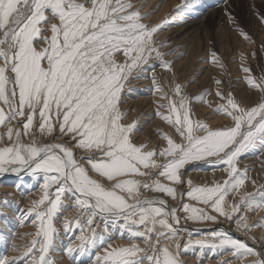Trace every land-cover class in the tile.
Returning <instances> with one entry per match:
<instances>
[{
    "label": "snow or ice",
    "instance_id": "obj_1",
    "mask_svg": "<svg viewBox=\"0 0 264 264\" xmlns=\"http://www.w3.org/2000/svg\"><path fill=\"white\" fill-rule=\"evenodd\" d=\"M144 19L147 17L141 16L131 0H0V127L6 129L0 131V175L43 174L44 197L37 208L49 199L48 189L58 185L50 206L37 212L41 227L38 235L43 244L39 258L31 250L26 254L31 256L32 264H47L44 254L52 247L56 232L53 217L65 193L77 206H86L91 217L107 214L117 220L123 218L129 230L136 225L146 227V231H134L132 235L149 243L150 254L138 256L146 249L137 246L109 245L103 257H96L98 261L181 264L177 255L181 246L177 244L174 253L161 242L165 234L156 232L157 225L168 233L176 231L169 218L179 223L177 209H166L167 201L163 199L136 197L141 187L154 188L173 199L178 194L183 197L184 193L155 177L182 183L181 169L193 161L223 165L228 178L212 186H191L188 181L187 197L204 206L183 204L182 210L190 213L188 218L216 222L218 216H223L243 231L264 227V220L250 225L247 215L249 210L264 209V186L239 195L248 176L247 169L238 168L242 154L257 140L264 143V98L252 106H242L230 93L225 96L218 91L217 95L226 102L218 106L217 112L230 117L233 123L213 129L207 123L193 122L187 95L172 100L157 85L156 90L169 101L160 105L167 108L168 114L158 115L175 128L179 142L164 134L168 146L157 152L146 150L147 145L132 139L136 122L124 123L127 114L121 112L126 81L133 70H148L145 65L149 69L160 66L171 70L153 39L161 26H150L143 23ZM260 19L264 22V15ZM231 22L242 36L251 39L234 17ZM150 59L160 63L149 65ZM242 70L248 74L243 78L247 84L264 94V78L258 81L250 75L249 67ZM174 91L180 93L181 86L177 84ZM57 132L60 139L67 138L63 143L24 140L37 133L47 137ZM78 151L91 155L78 157ZM157 156L164 158L163 164L157 163ZM152 169L157 171L151 182L135 178L149 176ZM230 194L239 195V200L228 205L226 197ZM129 199L136 203H128ZM92 222L91 218L87 220L88 224ZM153 233L154 240L150 239ZM81 240L93 245L97 242L94 236H82ZM100 240L103 242V238ZM220 245L229 246L235 254L233 259L252 257L249 264H264V249L251 247L246 241L221 233ZM67 251L71 253L73 249ZM0 264L19 262L5 254L0 256Z\"/></svg>",
    "mask_w": 264,
    "mask_h": 264
},
{
    "label": "rangeland",
    "instance_id": "obj_2",
    "mask_svg": "<svg viewBox=\"0 0 264 264\" xmlns=\"http://www.w3.org/2000/svg\"><path fill=\"white\" fill-rule=\"evenodd\" d=\"M131 2L140 10L142 17L148 16L143 20V23L150 26H161L154 34L153 39L159 51L165 54L164 59L171 65V70L160 66L149 69L148 65L144 66L148 70L142 71L137 68L133 70L125 83L121 96V112L127 114L124 123L136 122L137 130L132 135L134 142L147 145L146 150L148 151L156 150L157 152L168 146L164 134L179 142L175 128L158 115V113L168 114L167 108L160 107V105H166L169 101L162 98V93L156 90L157 85L172 100L178 101L181 96L187 95L189 115L193 122L207 123L213 129L228 127L233 123L230 117L217 112L218 106L226 102L217 95L218 91L225 96L230 93L242 106H252L264 98V94L259 90L252 89L243 79L248 74L242 70L243 67H249L250 75L258 81L264 78V22L260 19V16L264 15V0H178V3L175 0H131ZM219 11L223 17H218ZM226 13H230L231 17ZM233 17H235L239 28H242L251 38L250 40L242 36L239 29L232 24L231 18ZM199 26L205 27L201 29ZM213 53L216 54L215 57H213ZM159 63L155 59H150L148 62L149 65H158ZM153 76H155V82ZM217 80L221 83L217 84ZM177 84L181 86L180 93L174 91ZM197 97H202V99L198 100ZM12 123L13 126H17L15 121ZM0 131H6V129L0 127ZM59 137L58 132L47 137L37 133L36 137L26 136L24 140L26 143L31 142L34 138L43 143H63L67 139ZM88 155L91 153L77 152L78 157L86 158ZM157 159V163H164L163 157L157 156ZM263 165L264 143L257 140L254 146L242 154L238 161V168L241 171L247 169L248 176L244 188L239 190V195L245 191L256 192L261 189V186H264ZM222 169L223 165L214 166L208 160L193 161L181 169L183 182L176 186L178 193L185 194L183 197L178 194L173 199L166 193L160 194L154 188L143 187L136 197V200L151 198L155 200L158 196L165 195L166 198H170L174 202L173 206L172 203H167L169 206L166 209H177L176 216L179 217V223H175L171 218L169 220L174 221V228L178 231H175L174 234L168 233L166 229H161L157 225L156 232L165 234L161 237V242L167 244L169 249H175L177 244L181 246L177 255L181 257L183 264H224L225 261H231L232 264H249L253 259L252 257L233 259L235 254L229 250V246L220 245L221 233H227L232 238L239 237L238 239L244 241L236 231L233 233L236 225L232 221L223 216H218L216 222L196 221L188 218L190 213H185L182 210L183 204L204 207L199 202L187 197L186 193L190 190L187 180H191V186H212L214 183L223 182L228 178L227 173ZM156 171V169H152L149 176L135 178L142 182H151ZM38 177L22 173L14 178L0 180V256L6 254L9 259L15 258L19 264H32L31 256L26 255L30 253V250L36 258L40 257L39 248L43 244V238L38 235L41 227L37 212L46 211L55 199L58 187V185H53L49 188V199L37 208L36 204L44 197L43 174ZM155 178L160 182L166 179L159 176ZM239 195L230 194L226 197L228 205L239 200ZM61 201V206L53 217V226L56 232L53 234L52 247L44 254L47 264H105L103 260L98 261L96 257H103L104 249L109 245L113 248L137 246L146 249L145 252L138 253V256L150 254L149 243H145L143 238L132 235L134 231H146L145 225H136L128 230L123 218L117 220L107 214L91 217L87 207L77 206L75 200L68 193L62 196ZM128 202L136 203L132 199H129ZM211 214L217 215L214 212ZM247 215L250 225L257 224L264 220V209L249 210ZM89 218L93 221L91 224L87 223ZM77 221L80 227H77ZM185 221L186 225L197 228L181 229L179 225L181 226ZM227 223H231L230 229L224 227ZM65 224L69 229L65 228ZM150 226L149 224L148 227ZM179 230H183L184 233ZM232 230L233 232H231ZM242 233L247 236L249 246L258 250L264 249V227H253L250 231H242ZM181 234H183V238H181ZM82 236L85 238L94 236L97 242L95 245L90 242H82ZM178 236L182 240H179ZM155 237L156 233L150 234V239L154 240ZM198 237L201 238L198 239ZM100 238H103V242ZM34 241L37 242L35 246H33ZM82 245L83 251H81ZM68 248L73 251L69 253Z\"/></svg>",
    "mask_w": 264,
    "mask_h": 264
},
{
    "label": "bare ground",
    "instance_id": "obj_3",
    "mask_svg": "<svg viewBox=\"0 0 264 264\" xmlns=\"http://www.w3.org/2000/svg\"><path fill=\"white\" fill-rule=\"evenodd\" d=\"M178 0H175V2H177ZM188 1V0H187ZM174 2V3H175ZM196 2V1H195ZM178 3V2H177ZM167 4V3H166ZM211 4V3H210ZM216 4V3H215ZM189 5V4H188ZM198 5V4H197ZM213 5V4H212ZM183 6V5H182ZM191 6V5H190ZM216 6V5H215ZM255 6V5H254ZM258 8V7H257ZM164 9H166V8H164ZM198 9V8H197ZM205 10V9H204ZM198 12V11H197ZM249 12L251 13V11L249 10ZM256 12V11H255ZM249 13V14H250ZM247 14H248V12H247ZM192 15V14H191ZM251 16V15H250ZM250 16H249V18H250ZM145 17V16H144ZM148 17V16H147ZM218 17L220 18V17H223V15L220 13V11H219V14H218ZM236 17V16H235ZM234 17V18H235ZM246 17V16H245ZM248 17V16H247ZM258 18V17H257ZM251 19V18H250ZM194 20V19H193ZM249 20V19H248ZM194 22V21H193ZM202 25H204L203 23H202ZM198 26V25H197ZM223 26V25H222ZM254 26V25H253ZM201 29H203V27H205V26H199ZM223 29V28H222ZM221 29V30H222ZM227 30H228V28H226ZM225 29V30H226ZM196 30V29H195ZM194 30V31H195ZM211 30V29H210ZM218 30V29H217ZM160 31V30H159ZM232 31V30H231ZM231 31H230V34H231ZM233 32V31H232ZM212 33V32H211ZM216 33V32H215ZM220 33V32H219ZM222 33V32H221ZM228 33V32H227ZM229 34V33H228ZM212 35V34H211ZM217 35H219V34H217ZM233 35H234V33H233ZM193 36V35H192ZM210 37V36H209ZM217 37V36H216ZM226 37V36H225ZM222 38V37H221ZM225 39V38H224ZM233 39V38H232ZM219 40H220V38H219ZM160 41V40H159ZM235 41V40H234ZM217 43V42H216ZM226 47V46H225ZM227 49H228V46H227ZM224 53V52H223ZM203 58V57H202ZM194 60V59H193ZM195 61V60H194ZM171 75V74H170ZM148 78V77H147ZM150 82V81H149ZM148 84V83H147ZM139 85V84H138ZM196 92V91H195ZM248 93V92H247ZM256 93V92H255ZM152 94V93H151ZM141 95V94H140ZM139 96V95H138ZM243 98V97H242ZM145 101V100H144ZM136 102V101H135ZM140 102V101H139ZM137 103V102H136ZM141 104V103H140ZM140 104H139V106H140ZM144 105V104H143ZM142 105V106H143ZM146 106V105H145ZM133 107V106H132ZM135 107V106H134ZM137 108V107H136ZM139 108V107H138ZM147 108V107H146ZM132 110V109H131ZM149 110V109H148ZM143 111V110H142ZM217 116V115H216ZM220 118V117H219ZM152 119V118H151ZM215 119V118H214ZM221 119V118H220ZM219 119V120H220ZM213 120V119H212ZM217 121V120H216ZM150 123V122H149ZM139 127V126H138ZM137 130V129H136ZM139 130V129H138ZM141 130V129H140ZM148 135V134H147ZM144 140V139H143ZM52 143H56V142H52ZM157 159V158H156ZM159 159V158H158ZM158 159H157V161H158ZM160 161V160H159ZM264 166V165H263ZM7 173H4V174H2V175H0V180L1 179H6L7 178ZM31 175V174H30ZM20 178V177H19ZM39 178V177H38ZM189 178H190V176H189ZM193 178V177H192ZM11 180V179H10ZM37 180V179H36ZM189 181H191V180H189ZM187 182H188V180H187ZM162 183H165V184H168L169 186H171V187H174V188H176V186H177V184H171V183H173V182H170V181H168L167 179H165V180H162ZM33 184V183H32ZM187 184V183H186ZM192 184V183H191ZM15 186V185H14ZM19 186V185H18ZM34 186V185H33ZM57 186V185H56ZM186 186V185H185ZM187 187V186H186ZM188 188L190 189V186H189V184H188ZM39 190V189H38ZM14 192V191H13ZM35 193V192H34ZM161 194V193H160ZM24 196V195H23ZM27 197H30V196H27ZM53 199V198H52ZM154 199V198H153ZM152 198L150 199V200H153ZM159 199H163V200H165V201H167V203H172V206L174 205L173 203L174 202H172V200L170 199V198H166V196L164 195V196H158L157 198H155V200H159ZM169 199V200H168ZM133 202H136V201H134L133 200ZM129 203V202H128ZM130 203H132V202H130ZM27 204V203H26ZM132 204H134V203H132ZM45 206V205H44ZM168 206L169 205H166V208H168ZM171 206V205H170ZM171 206V207H172ZM178 207V206H177ZM12 209V208H11ZM32 209V208H31ZM46 209V208H45ZM78 209V208H77ZM65 210V209H64ZM13 212V211H12ZM76 212V211H75ZM74 212V213H75ZM33 213V212H32ZM189 214V213H188ZM216 214V213H215ZM17 215V214H16ZM103 215H105V214H103ZM19 216V215H18ZM83 216V215H82ZM190 216V215H189ZM186 218V217H185ZM218 218V217H217ZM71 219V218H70ZM69 219V220H70ZM171 220H169V223H173L172 221L170 222ZM182 221V220H181ZM184 221V220H183ZM218 221V220H217ZM230 221V220H229ZM119 222V221H118ZM188 222V221H187ZM195 222V221H194ZM189 223V222H188ZM204 223V222H203ZM174 224V223H173ZM221 225V224H220ZM229 225H231V223H227L226 224V226H224L225 228H228L229 227ZM98 226V225H97ZM15 227V226H14ZM176 227V226H175ZM179 227H181V229H194V228H197V227H194V226H189L188 224L186 225V221H185V223H183L181 226L179 225ZM223 227V228H224ZM234 227V226H233ZM13 228V227H12ZM63 228V227H62ZM201 228V227H200ZM224 228V229H225ZM28 229V228H27ZM69 229V228H68ZM137 229V228H136ZM176 229V228H175ZM229 229H230V227H229ZM232 229V228H231ZM36 230V229H35ZM129 230V229H128ZM199 230V229H198ZM233 230H234V232H233ZM231 232H233V233H235V231H236V233H238V235H240V237L241 238H243L244 239V241H246L247 243H248V245H249V242L247 241V236H245L244 235V233H242V231L240 230H238L237 229V227H234V229H233ZM22 231H23V229H22ZM176 231H178V229H176ZM179 231H181V232H183V230H179ZM238 231V232H237ZM29 232V231H28ZM73 232V231H72ZM187 232V231H186ZM105 233V232H104ZM178 233V232H177ZM184 233V232H183ZM63 234V233H62ZM174 234V233H173ZM204 234V233H203ZM211 234V233H210ZM64 235V234H63ZM112 236V235H111ZM117 236V235H116ZM122 236V235H121ZM124 236V235H123ZM192 236V235H191ZM190 236V237H191ZM209 236H211V235H209ZM24 237V236H23ZM184 236H183V234H181V238H183ZM189 237V238H190ZM107 238V237H106ZM114 238V237H113ZM178 238H179V240H182L179 236H178ZM186 238V237H185ZM201 237H198V239H200ZM203 238V237H202ZM239 238V237H238ZM238 238H234V239H238ZM197 239V238H196ZM249 239V238H248ZM17 240V239H16ZM25 240V239H24ZM33 240V239H32ZM108 240H109V238H108ZM122 240V239H121ZM132 240V239H131ZM242 240V239H241ZM120 241V240H119ZM193 241H194V239H193ZM201 241H202V239H201ZM167 242V241H166ZM124 243V242H123ZM205 243V242H204ZM41 244V243H40ZM168 244H170V243H168ZM172 244V243H171ZM252 244V243H251ZM22 245V244H21ZM149 245V244H148ZM166 246H168L167 244H165ZM175 245V244H174ZM187 245V244H186ZM258 245V244H257ZM122 246V245H121ZM130 246V245H129ZM170 246V245H169ZM255 246H256V244H255ZM173 247V246H172ZM175 247V246H174ZM258 247V246H257ZM171 248V247H170ZM199 248V247H198ZM40 249V248H39ZM185 249V248H184ZM17 250V249H16ZM151 250V249H150ZM171 250V249H170ZM188 250V249H187ZM39 251V250H38ZM37 251V252H38ZM172 251L174 252V253H176L177 252V249L175 248H173L172 249ZM219 251V250H218ZM36 252V253H37ZM21 253V252H20ZM209 253H210V251H209ZM208 253V254H209ZM216 254V253H215ZM180 255V254H179ZM185 255V254H184ZM205 255V254H204ZM186 256V255H185ZM222 256V255H221ZM231 257V256H230ZM31 258V257H30ZM62 259V258H61ZM178 259L180 260V262H181V264H183V261H182V259H181V257L180 256H178ZM217 259V258H216ZM229 259V258H228ZM200 260V259H199ZM212 260V259H211ZM230 260V259H229ZM28 261V260H27ZM31 261V260H30ZM220 261V260H219ZM190 262V261H189ZM196 262V261H195Z\"/></svg>",
    "mask_w": 264,
    "mask_h": 264
},
{
    "label": "water",
    "instance_id": "obj_4",
    "mask_svg": "<svg viewBox=\"0 0 264 264\" xmlns=\"http://www.w3.org/2000/svg\"><path fill=\"white\" fill-rule=\"evenodd\" d=\"M21 174H19V175H21ZM19 175L15 174V173L7 172L6 176H7V178H14V176H19Z\"/></svg>",
    "mask_w": 264,
    "mask_h": 264
}]
</instances>
